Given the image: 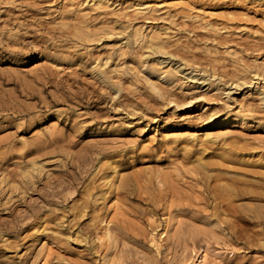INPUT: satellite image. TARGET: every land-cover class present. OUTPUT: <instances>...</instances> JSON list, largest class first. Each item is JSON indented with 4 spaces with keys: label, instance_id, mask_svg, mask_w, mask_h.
Instances as JSON below:
<instances>
[{
    "label": "rangeland",
    "instance_id": "obj_1",
    "mask_svg": "<svg viewBox=\"0 0 264 264\" xmlns=\"http://www.w3.org/2000/svg\"><path fill=\"white\" fill-rule=\"evenodd\" d=\"M102 1L0 0V264H264V0Z\"/></svg>",
    "mask_w": 264,
    "mask_h": 264
},
{
    "label": "bare ground",
    "instance_id": "obj_2",
    "mask_svg": "<svg viewBox=\"0 0 264 264\" xmlns=\"http://www.w3.org/2000/svg\"><path fill=\"white\" fill-rule=\"evenodd\" d=\"M95 1V0H94ZM100 1V0H99ZM102 1V0H101ZM107 1V0H106ZM103 2V1H102ZM110 2V1H109ZM144 3V2H143ZM138 4V3H137ZM141 5H143V4H141ZM145 5V8H152V6H153V4L152 5H150L149 3H146V4H144ZM156 5V4H155ZM160 5V4H159ZM158 5V6H159ZM139 6V5H138ZM137 6V7H138ZM160 6H162V5H160ZM142 9V8H141ZM137 35V34H136ZM135 36V35H134ZM139 38V37H138ZM154 39H158V38H154ZM153 40V39H152ZM160 43H161V41H159ZM150 43V42H149ZM156 43V42H155ZM161 46H162V43H161ZM155 47V46H154ZM93 71V70H92ZM101 71V70H100ZM151 71V70H150ZM149 71V72H150ZM96 72V71H95ZM156 72V71H155ZM158 73V72H157ZM158 74H160V73H158ZM166 74V73H165ZM163 75V74H162ZM101 76V75H100ZM104 78H105V76H103ZM149 77V76H148ZM154 77V76H153ZM156 78H158L157 80H159V79H161V76H158V75H156L155 76ZM167 78V76H164V77H162V80L163 79H166ZM103 79V78H102ZM169 80L171 79L170 77L168 78ZM105 80V79H104ZM103 80V81H104ZM153 80V79H152ZM175 80V79H174ZM108 81V80H107ZM161 83H164V82H161ZM176 83V82H175ZM172 84V83H171ZM117 92V91H116ZM237 121V120H236ZM166 133H168V132H166ZM202 133V132H201ZM200 133V134H201ZM164 134V133H163ZM179 134V133H178ZM199 133H186V136L185 137H188V136H191V137H193V138H195V137H197V136H199L200 135ZM202 135V137L204 136V138L205 139H210L212 136H214L213 135V133H211V131H207V132H205V133H202L201 134ZM200 135V136H201ZM166 136V135H165ZM164 136V137H165ZM167 136H177V134H174V135H167ZM199 136V137H200ZM217 136V135H216ZM227 136V135H226ZM214 139V138H213ZM193 141V140H192ZM210 143V142H209ZM206 167V166H205ZM166 232V231H165ZM208 251H206V250H203L202 252H200L199 253V255H198V257H197V259L195 260V261H193L192 262V264H207V259H208V253H207Z\"/></svg>",
    "mask_w": 264,
    "mask_h": 264
}]
</instances>
